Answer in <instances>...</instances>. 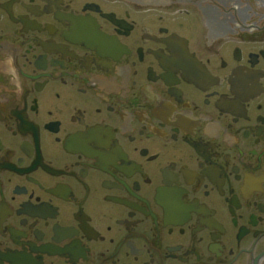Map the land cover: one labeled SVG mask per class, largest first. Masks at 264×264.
<instances>
[{
    "label": "flooded vegetation",
    "instance_id": "1",
    "mask_svg": "<svg viewBox=\"0 0 264 264\" xmlns=\"http://www.w3.org/2000/svg\"><path fill=\"white\" fill-rule=\"evenodd\" d=\"M0 264H264V0H0Z\"/></svg>",
    "mask_w": 264,
    "mask_h": 264
}]
</instances>
